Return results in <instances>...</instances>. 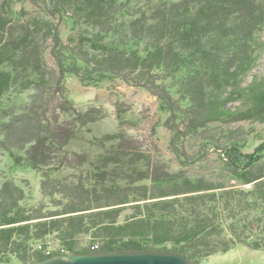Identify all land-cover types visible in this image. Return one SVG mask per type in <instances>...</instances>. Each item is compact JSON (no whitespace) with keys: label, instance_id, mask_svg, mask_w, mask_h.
<instances>
[{"label":"trees","instance_id":"trees-1","mask_svg":"<svg viewBox=\"0 0 264 264\" xmlns=\"http://www.w3.org/2000/svg\"><path fill=\"white\" fill-rule=\"evenodd\" d=\"M14 3L0 0V150L39 175L42 201L26 205L22 188L0 180V264L50 258L36 249L49 237L66 254L176 252L199 263L236 245L264 253V138L248 155L243 131L226 137L224 170L248 190L191 180L143 153L127 128L142 118L124 104L117 130L98 137L104 111L77 110L62 84L79 63L80 82L142 87L170 113L173 142L213 123H264V77L243 86L264 49V0H44L43 16ZM54 14L86 28L65 48L72 66L54 55L57 70L43 62L46 43L57 44ZM25 92L24 105L10 103ZM240 100L243 109L228 106Z\"/></svg>","mask_w":264,"mask_h":264},{"label":"rangeland","instance_id":"rangeland-1","mask_svg":"<svg viewBox=\"0 0 264 264\" xmlns=\"http://www.w3.org/2000/svg\"><path fill=\"white\" fill-rule=\"evenodd\" d=\"M124 2L125 0H118ZM177 1V0H175ZM13 10L18 12L22 9L28 16H43L47 9H52L50 5L44 4V0H14ZM57 35V41H48L43 50V62L46 69L57 70L56 55L61 57L65 66H72L74 60L67 53L65 48L71 47L77 41L80 34L86 30L84 26L76 25L74 20L67 14L56 15L51 18ZM260 42H264V29L259 33ZM80 68L79 76L82 74L83 66ZM71 68V67H69ZM69 70V69H68ZM79 76L74 73L64 74V86L69 91V99L77 110H85L89 107L101 108L105 113V118L92 126V130L99 136L112 133L117 130L116 104H124L131 111L142 118L137 126H128L129 134L137 140L144 152L152 154L153 158L163 163L170 172H182L191 180L203 179L213 183L215 186L222 184L226 189L248 190V185L238 183L229 173L224 170V144L229 131H243L247 135V140L241 148V153L251 154L264 138V123L256 121L243 122H218L209 125L203 136L194 138L185 137L183 140L173 142L172 132L167 128L169 115L167 111L160 110V102L157 97L149 91L124 83L115 77L97 79L94 75L84 74V82H80ZM264 77V49L259 53L256 65L251 72L243 79V86H247L255 78ZM95 78L99 81L93 82ZM31 92L22 95H10L9 101L13 105H24ZM244 101H234L229 103L233 110L243 109ZM176 124V123H175ZM181 131L182 125H177ZM176 147H175V145ZM75 167L78 165L75 164ZM65 174L78 177L77 171L69 168ZM70 179V176L68 177ZM0 180H10L18 187L22 188L26 194L25 204L36 205L42 201L39 184V175L23 162L15 164L9 154L0 150ZM46 203V201H44ZM125 214L128 211L124 212ZM122 219H120L121 221ZM83 243L86 237L81 238ZM49 248L57 252L59 256L67 255L60 253L59 245L53 237L48 239ZM40 247V245H38ZM36 247V249L38 248ZM97 249V246H95ZM45 256L43 248L37 249ZM53 257L52 254L48 255ZM16 262L14 261L13 264ZM199 264H264V253L252 251L245 246L236 245L224 254H216L203 259Z\"/></svg>","mask_w":264,"mask_h":264},{"label":"water","instance_id":"water-1","mask_svg":"<svg viewBox=\"0 0 264 264\" xmlns=\"http://www.w3.org/2000/svg\"><path fill=\"white\" fill-rule=\"evenodd\" d=\"M35 264H199L184 254L172 252H121L105 254H67L53 256Z\"/></svg>","mask_w":264,"mask_h":264},{"label":"built area","instance_id":"built-area-1","mask_svg":"<svg viewBox=\"0 0 264 264\" xmlns=\"http://www.w3.org/2000/svg\"><path fill=\"white\" fill-rule=\"evenodd\" d=\"M40 247L38 246L39 249H41ZM44 250H45V253H46L47 256L50 255V254H53V252H54L50 248H47V249H44ZM60 253L62 254V253H64V251L63 250H60Z\"/></svg>","mask_w":264,"mask_h":264}]
</instances>
